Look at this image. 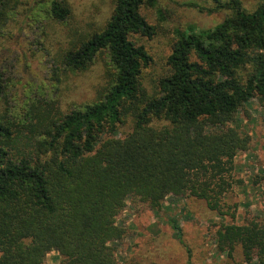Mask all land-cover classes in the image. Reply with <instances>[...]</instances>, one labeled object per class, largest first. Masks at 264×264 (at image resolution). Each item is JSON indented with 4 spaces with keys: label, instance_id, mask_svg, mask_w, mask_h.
Listing matches in <instances>:
<instances>
[{
    "label": "trees",
    "instance_id": "obj_1",
    "mask_svg": "<svg viewBox=\"0 0 264 264\" xmlns=\"http://www.w3.org/2000/svg\"><path fill=\"white\" fill-rule=\"evenodd\" d=\"M211 1L227 15L178 30L157 76L132 39L156 34L143 13L156 0H115L95 30L96 4L49 2L43 32L60 46L61 67L84 73L106 62L97 96L67 112L37 102L13 115L0 91V264H44L53 250L63 264H119L114 242L126 229L116 217L131 196L151 206L196 198L228 213L234 159L251 143L230 122L251 99L264 101V0L250 10L243 0ZM11 5L0 0V21ZM171 225L187 246L181 224ZM215 238L228 256L239 248L248 264H264L263 221L221 223Z\"/></svg>",
    "mask_w": 264,
    "mask_h": 264
},
{
    "label": "rangeland",
    "instance_id": "obj_2",
    "mask_svg": "<svg viewBox=\"0 0 264 264\" xmlns=\"http://www.w3.org/2000/svg\"><path fill=\"white\" fill-rule=\"evenodd\" d=\"M50 1L11 0L14 11L7 21H0V91L6 94L13 115L37 102L67 112L94 99L102 81L98 65H105L104 57L84 73L61 67L60 46L53 45L44 34L53 23L48 16ZM74 1L78 6L84 2L96 4V23L91 27L95 30L101 18L111 13L115 0ZM259 1L243 0V4L250 10ZM212 8L211 0H156L155 5L145 6L143 13L157 32L152 38L134 34L132 39L145 45L153 57L149 76L166 70L165 58L178 30L213 27L229 12H212ZM230 125L250 136L251 143L234 159L232 187L223 197L228 213L221 215L196 198L169 195L157 206H151L131 196L116 217L126 229V236L114 242L119 264L130 258L139 264H189V257L192 264H248L239 248L232 256L221 252L215 236L221 223L242 224L252 218L264 222V101L251 99ZM173 220L181 224L187 246L175 237ZM44 264H63L61 254L56 250L49 252Z\"/></svg>",
    "mask_w": 264,
    "mask_h": 264
}]
</instances>
